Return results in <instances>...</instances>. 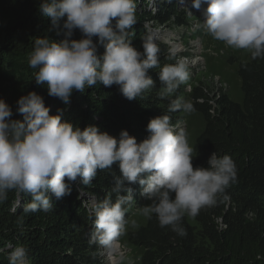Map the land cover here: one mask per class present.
Segmentation results:
<instances>
[{
    "label": "clouds",
    "instance_id": "1",
    "mask_svg": "<svg viewBox=\"0 0 264 264\" xmlns=\"http://www.w3.org/2000/svg\"><path fill=\"white\" fill-rule=\"evenodd\" d=\"M202 5L207 7L198 27L228 47L246 50L253 60L264 59V0H191L194 9ZM39 11L50 20L49 31L63 36L59 41L47 35L36 38L28 57V67L36 70L35 83L46 85L50 97L68 105L73 91L102 84L117 86L131 101L154 87L149 71L160 67V49L151 36L143 39V51L132 45L136 0H40ZM77 30L81 38L73 39ZM98 45L104 49L100 56ZM189 77L187 58L164 65L159 73L161 95H172ZM16 105L22 120H12V108L0 99V203L9 192L26 193L31 197L26 212H49L53 209L49 194L57 200L70 194L66 179L74 182L79 177L90 185L98 170L118 165L114 191L126 194L117 195L114 202L111 197L93 199L89 205L95 228L90 242L99 246L108 264H132L121 240L129 227L125 205L133 201V189L126 185H140L141 196L151 201L138 208L143 216L154 215L161 227L184 237V216L195 218L201 209L216 206L220 196L227 200L226 189L237 181L234 160L215 151L207 167L194 169L196 151L187 128L168 115L151 119L149 136L137 143L126 130L117 139L96 126L81 130L62 122V110L50 115L34 91L21 96ZM194 110L193 103L182 97L169 106L171 112ZM5 250L9 264H29L25 246L8 242L0 252Z\"/></svg>",
    "mask_w": 264,
    "mask_h": 264
},
{
    "label": "trees",
    "instance_id": "2",
    "mask_svg": "<svg viewBox=\"0 0 264 264\" xmlns=\"http://www.w3.org/2000/svg\"><path fill=\"white\" fill-rule=\"evenodd\" d=\"M179 0H164L159 11L148 10L149 1L136 0L137 23L130 30L132 45L143 51L141 45L149 31L174 18L176 25L188 26L187 13L178 10ZM40 0H0V99L13 111L12 120H22L16 111L17 100L29 92H36L44 99L50 115L62 110V122H69L83 130L96 126L114 138L122 130L135 137L137 143L149 136L147 124L153 118L168 115L173 123L182 120V111L171 112L169 106L176 97L188 96L203 120L204 126L196 138V154L193 167H207L214 151L218 156L229 155L237 168V181L226 189L227 200L218 197L213 207L200 210L193 218L185 215L182 225L187 235L178 236L170 227H161L153 215L134 230L127 231L124 244L139 252L137 264H264V59L237 65L242 101L229 99L221 94L217 99L204 92L203 83H193L186 92L183 83L169 96H163L164 85L159 73L164 65L174 64L188 54H174L171 48L154 42L160 51V67L149 71L154 87L140 97L128 100L117 86L97 84L84 92L73 91L70 103L65 105L58 98L50 97L46 85L34 81V69L28 67V57L34 40L47 35L59 41L63 36L50 32V20L39 11ZM200 36V33L195 35ZM73 39H80L74 31ZM95 42V38H94ZM98 45L97 55L103 54ZM120 176L118 165L98 170L90 185H84L78 177L70 184V194L57 200L50 195L53 209L49 212H26L31 197L22 193H8V199L0 203V249L11 242L28 250L29 264H102L97 244L90 242L94 228V216L86 204L95 199L117 195L115 179ZM133 189V201L142 187L126 185ZM133 201L125 205L126 216L131 214ZM151 201H149V204ZM0 264H9L8 250L0 252Z\"/></svg>",
    "mask_w": 264,
    "mask_h": 264
},
{
    "label": "rangeland",
    "instance_id": "3",
    "mask_svg": "<svg viewBox=\"0 0 264 264\" xmlns=\"http://www.w3.org/2000/svg\"><path fill=\"white\" fill-rule=\"evenodd\" d=\"M149 1L148 10L151 13L159 11V4L164 0H146ZM178 10L187 13L190 19H196L189 22L188 26L176 25L174 18L164 25L153 28L152 23L145 24L150 36L155 41L163 42L171 48L174 54L186 53L189 55L190 75L193 77V83L199 86V81L203 83V91L207 92L209 97L217 99L221 94H227L230 100L240 103L242 101V93L240 89V80L236 74L237 65L240 62H246L249 53L246 50H238L226 46L224 43L212 39L198 25L203 22V12L207 5H202L199 10L191 7V0H179ZM190 13V14H189ZM200 33L199 37L195 35ZM191 82L186 83L185 90L189 92ZM185 100H192L186 96ZM182 121L189 133V143L196 151V138L200 134L204 126L202 116L195 110L190 114L182 112ZM195 152L193 155L195 156ZM195 157L192 160L194 161ZM194 169L196 167H193ZM92 201V200H91ZM89 201L86 206L90 210ZM149 204V200L139 196L133 201L131 214L126 216L129 221L128 231L136 229L138 226L145 224L146 217L143 216L138 208ZM135 221L136 226L132 227L131 222ZM124 247L127 249L128 258L132 264H137L139 252L129 249L124 244V236L121 238ZM98 254L100 252L99 246ZM99 258L103 264H108L106 258L99 254Z\"/></svg>",
    "mask_w": 264,
    "mask_h": 264
},
{
    "label": "built area",
    "instance_id": "4",
    "mask_svg": "<svg viewBox=\"0 0 264 264\" xmlns=\"http://www.w3.org/2000/svg\"><path fill=\"white\" fill-rule=\"evenodd\" d=\"M147 24V23H146ZM150 36V35H149ZM103 264V263H102Z\"/></svg>",
    "mask_w": 264,
    "mask_h": 264
}]
</instances>
